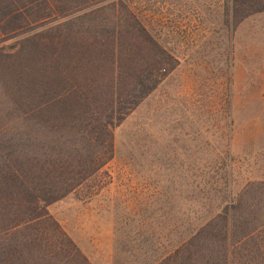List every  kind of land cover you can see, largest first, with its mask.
Instances as JSON below:
<instances>
[{
    "label": "rangeland",
    "instance_id": "1",
    "mask_svg": "<svg viewBox=\"0 0 264 264\" xmlns=\"http://www.w3.org/2000/svg\"><path fill=\"white\" fill-rule=\"evenodd\" d=\"M116 1L119 13L110 0L96 22L133 13L178 65L111 127V160L49 211L91 264H264V11L238 21L227 0ZM52 4L34 0L26 11L41 24ZM73 4L58 2L63 11ZM37 23L0 28V48L16 50ZM16 80L0 64V152L17 141L50 165L95 149L19 116Z\"/></svg>",
    "mask_w": 264,
    "mask_h": 264
},
{
    "label": "trees",
    "instance_id": "2",
    "mask_svg": "<svg viewBox=\"0 0 264 264\" xmlns=\"http://www.w3.org/2000/svg\"><path fill=\"white\" fill-rule=\"evenodd\" d=\"M50 1L53 4L41 24L26 11L34 0H15L13 9L0 10V28L6 34L39 24L20 39L16 50L0 48V64L14 67L17 74L13 101L19 116L59 127L67 137L73 135L65 142L74 143L81 134L95 142V149L78 160L72 154L63 155L50 165L16 150L22 146L17 141L9 151L0 152V264H91L49 206L111 160V127L178 65L133 13L96 22L110 0H73L67 11L58 5L59 0ZM116 2L111 0V5ZM227 3L238 21L264 11V0ZM112 10L114 15L119 13L117 4ZM223 220L221 246L227 258L228 216ZM70 245L72 258L63 257L61 252Z\"/></svg>",
    "mask_w": 264,
    "mask_h": 264
},
{
    "label": "crops",
    "instance_id": "3",
    "mask_svg": "<svg viewBox=\"0 0 264 264\" xmlns=\"http://www.w3.org/2000/svg\"><path fill=\"white\" fill-rule=\"evenodd\" d=\"M260 120H262V121H263V120H264V118H262V119H260Z\"/></svg>",
    "mask_w": 264,
    "mask_h": 264
}]
</instances>
